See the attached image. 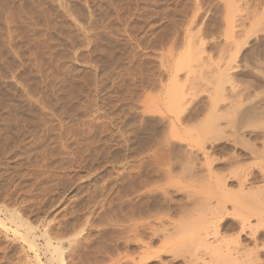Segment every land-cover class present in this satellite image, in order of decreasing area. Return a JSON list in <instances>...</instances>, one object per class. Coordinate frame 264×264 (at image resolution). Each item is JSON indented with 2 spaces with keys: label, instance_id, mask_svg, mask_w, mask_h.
Here are the masks:
<instances>
[{
  "label": "rangeland",
  "instance_id": "obj_1",
  "mask_svg": "<svg viewBox=\"0 0 264 264\" xmlns=\"http://www.w3.org/2000/svg\"><path fill=\"white\" fill-rule=\"evenodd\" d=\"M263 97L264 0H0V264H50L56 238L66 264H209L174 230L206 224L222 187L201 192L186 156L209 149L216 172L235 163L238 133L197 138L198 122L216 111L225 124ZM228 218L231 243L241 229ZM247 234L242 254L264 264Z\"/></svg>",
  "mask_w": 264,
  "mask_h": 264
},
{
  "label": "bare ground",
  "instance_id": "obj_2",
  "mask_svg": "<svg viewBox=\"0 0 264 264\" xmlns=\"http://www.w3.org/2000/svg\"><path fill=\"white\" fill-rule=\"evenodd\" d=\"M230 71H231L230 68H228V69H225L222 73H220V74H222V77H221L222 81L227 82V81H231L230 79L234 78L233 75H235V74H232ZM243 73H245V72H243ZM262 101H264V99H261L259 101H255L254 103H250V104L245 105L241 108L235 109L236 111L234 110L235 114L232 115L233 116V118L231 119L232 121H229L225 124L220 123L218 121L221 117L220 116L221 113L219 112L220 114H218V112L216 113V111L215 112L212 111L213 113L209 112L208 116L206 115L207 118H205V119L202 118L204 116L203 115L201 118L204 121L198 122L200 125L198 124L199 126L196 129V131L199 130V132L197 131V133H199V136L197 138H199V137L202 139L206 138V139H209L210 141H212L214 136L219 134V133L222 134V131L226 127L233 128L234 134L238 133V141L241 143V145L243 147L241 148L242 152L240 153V154H242V157L238 158L236 156L237 158H234L236 160L233 159L235 161V163L232 162L231 164H229V162H228V165H226L225 167L217 166L216 170H218L219 172H216L213 170L212 167H209V166L211 164H213L212 162H214L215 160H216V163H218L217 160H220L222 158L214 157L213 156L214 154L212 152L208 151L209 149L205 150V148H203V153H202L203 159L201 161H200L201 158L199 159V158L194 157L198 154V152L196 155H194V151H193L194 149L191 147H190L191 149H189L188 155L186 156V157H188V163L190 164L189 168H191L192 170H194L195 168H196V170H198L199 168L202 169V175L200 174L201 177L197 176V179L194 177L197 180V182L201 185L200 189L204 190L201 192H207L211 188L215 189L216 187H219V186L222 187V189L221 188L218 189L220 191L219 194H217L216 196L213 195V197L217 198L216 200L218 201L217 202V206H218L217 209L207 208L208 206L206 207L204 205V203L202 202V200H203L205 203L210 205L212 202L211 199L213 198L211 196L206 198L203 194V196L205 198H203V199H201V201H199V203L200 202L203 203V206L201 208L208 209V212H207V210H203L204 212L206 211L207 214L206 213L205 214L207 215V217L210 215V218L209 217L205 218L206 215L204 213H202V214H204V219L200 215L204 221H207L206 224H202L199 221L198 224H189V225H184V226H177V227H175V230H174L176 232V228H177V230L181 232V233H179L177 231L179 234L176 233L177 234L176 238L179 235L180 236L183 235L182 237H184V238L187 237L190 240H193L195 238L192 242L195 241L197 248L194 247L195 243L192 245L196 249H198V248L203 249L204 252L202 255V257H203L202 259L205 263H206V261H208L210 264L211 261H215L213 258H215L216 260H218V259L219 260H225V261L231 260V261H234L238 264H255L256 261H261V263H262V260H261L262 258L257 254V252L255 250L252 251L253 249L252 250L249 249V251L251 250L252 252L251 251L249 252L247 249L248 253L242 254V252L244 250L241 252L242 245H241V241H240L241 240L240 239L241 233H248L249 235L247 234V236H249L252 240H254V242H253L254 248H256V247L258 248L259 246L262 247L264 245L263 244L264 241L263 242L261 241L262 243H259L260 241L258 242V240H260V238H258V236H257L258 234H260V231H259L260 227L264 228V105L261 104ZM223 136H226V135H223ZM175 137H177V136H175ZM180 138H182V137H180ZM197 138H196V142L199 141V139H197ZM221 138H222V136H221ZM232 138L235 139V137H233V136H232ZM260 138L263 139V140H261V142H262L261 145H259L256 142V140H258ZM228 139H229V137H228ZM209 140H205V141L208 142ZM216 140L217 139H215V141ZM198 143H201V145H202V142H198ZM187 148H189V147H187ZM209 148H212L215 152V150L216 151L218 150V145L215 143H212L211 147H209ZM197 151H199V150H197ZM196 157H198V156H196ZM250 158H252V159L254 158L253 164L251 163L250 165H247L246 160H248ZM255 159H258V160H256L257 162H255ZM258 161H260V162H258ZM180 165H181V163H180ZM223 165H225V164H223ZM207 166H208V170H207V172H205L206 171L205 169ZM197 167H199V168L197 169ZM192 170H190V171H192ZM189 172H188V174H189ZM188 174H186V176ZM189 178H188V180H189ZM234 182H236V185L238 187V188H236L237 190L236 189H229L230 188L229 186L235 184ZM213 183H215L217 185L215 188H214L215 185L212 186ZM208 193H209V191H208ZM221 199L222 200L229 199L231 202H233V203L235 202L234 203L235 206L231 205V206H233V208H232L233 210L228 211L229 209L225 206L224 202H222ZM202 203H201V205H202ZM194 209H196L195 206H194ZM185 210H188V209H185ZM191 210H193V209H191ZM191 212L193 213V211H191ZM161 213L163 214V212H161ZM230 215H232V217L235 216L236 219H238V223H239V226L241 229L240 234L237 236V238L235 240L233 239V241H231V243L228 242L229 239L227 241H225L227 238L225 240L222 239L225 237H222V235H220L221 231H219L220 230L219 228H221V226L223 228H228V224L231 221V219L228 218V216H230ZM154 216L155 215H153V217ZM163 218H166V217H163ZM182 218L184 221L185 217H182ZM186 219L189 220L188 218H186ZM191 219L192 218L190 217V220ZM203 220H201V221H203ZM0 221H2V220H0ZM177 222H179V221H177ZM157 224H158V222L156 223V225ZM153 225H154V222L151 223L148 221V223H146V228L151 230L153 234L158 233L160 229L158 230V228H157L158 232H156V228L154 227L155 225L154 226ZM163 225H165V224H163ZM132 227H134V226H132ZM136 228L137 227L135 226V228H133V229L137 230ZM159 228H162V227H159ZM139 229L141 230V227ZM171 231H172V229H166L165 233H170ZM46 234H45V236H46ZM224 235H226V234H224ZM259 237H260V235H259ZM136 238H138V236ZM228 238H230V237H228ZM56 239H57L56 244H55L56 246L53 245L54 243L52 244L53 245L52 251L55 252L57 250L56 252L58 255L56 257H53L52 256L53 252H52V255L50 257V264H66L65 260H64L65 256L63 257L64 254H62V252L64 250L63 249L60 250L62 248L61 246L63 245L61 243L63 240L58 239V238H56ZM181 239H179V240H181ZM261 239H262V237H261ZM45 241H47L46 245H49L50 243L53 242L52 237H47V239ZM28 242L30 245H32V247L35 246V243L33 241L29 240ZM186 242H188V241H186ZM186 242H184V243H186ZM50 246H51V244L47 247L48 250H49ZM184 247H185V245H184ZM260 247H259V249H260ZM177 248H180V247H177ZM181 248H183V246ZM263 248H264V246H263ZM151 249L153 250L154 248H150V250ZM172 249H171V251H172ZM194 251H197V250H194ZM206 255H208V257H210V259ZM146 256H147V254H146ZM191 256H190V258H191ZM51 258H55V260L54 259L51 260ZM198 258L200 260V257L197 256V259ZM193 261H195V260H192L191 262H193ZM195 262H197V261H195ZM239 262H241V263H239ZM48 263H49V261H48ZM37 264H43V262L39 258V256H37ZM212 264H214V263H212ZM256 264H258V263H256Z\"/></svg>",
  "mask_w": 264,
  "mask_h": 264
}]
</instances>
